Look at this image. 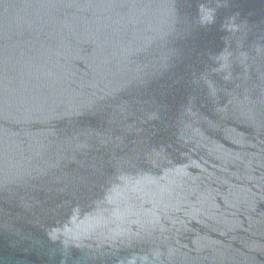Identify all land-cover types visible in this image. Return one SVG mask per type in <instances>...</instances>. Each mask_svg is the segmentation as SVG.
<instances>
[{"label":"water","instance_id":"1","mask_svg":"<svg viewBox=\"0 0 264 264\" xmlns=\"http://www.w3.org/2000/svg\"><path fill=\"white\" fill-rule=\"evenodd\" d=\"M0 264H264V0H0Z\"/></svg>","mask_w":264,"mask_h":264}]
</instances>
